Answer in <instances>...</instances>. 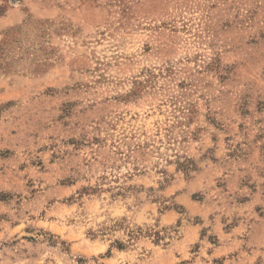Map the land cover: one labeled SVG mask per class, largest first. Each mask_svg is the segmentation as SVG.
<instances>
[{"label":"rangeland","instance_id":"1","mask_svg":"<svg viewBox=\"0 0 264 264\" xmlns=\"http://www.w3.org/2000/svg\"><path fill=\"white\" fill-rule=\"evenodd\" d=\"M0 264H264V0H0Z\"/></svg>","mask_w":264,"mask_h":264}]
</instances>
